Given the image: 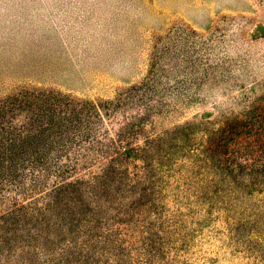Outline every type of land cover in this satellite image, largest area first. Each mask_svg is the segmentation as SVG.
Wrapping results in <instances>:
<instances>
[{
	"label": "rangeland",
	"instance_id": "rangeland-1",
	"mask_svg": "<svg viewBox=\"0 0 264 264\" xmlns=\"http://www.w3.org/2000/svg\"><path fill=\"white\" fill-rule=\"evenodd\" d=\"M29 93L100 104L95 130L110 135L145 110L134 141L163 136L209 183L182 209L189 244L175 264H264L261 178L234 183L200 153L209 131L264 108V0H0V108ZM24 223L0 233V264H52L26 260L36 230Z\"/></svg>",
	"mask_w": 264,
	"mask_h": 264
},
{
	"label": "trees",
	"instance_id": "trees-1",
	"mask_svg": "<svg viewBox=\"0 0 264 264\" xmlns=\"http://www.w3.org/2000/svg\"><path fill=\"white\" fill-rule=\"evenodd\" d=\"M18 97L19 108L7 102L0 108V233L19 221L36 230L19 247L28 261L175 264L178 254L171 255L189 244L182 209L191 213L210 192L203 172L184 164L188 155L164 148L160 135L134 141L131 127L145 110L110 135L95 130L106 115L100 104ZM19 109L22 119L14 121L11 112ZM260 111L256 120L237 119L205 134L200 153L215 175L234 183L258 176L264 184Z\"/></svg>",
	"mask_w": 264,
	"mask_h": 264
}]
</instances>
